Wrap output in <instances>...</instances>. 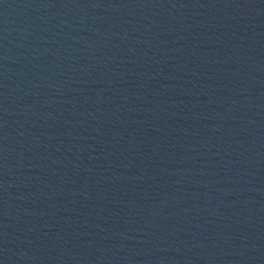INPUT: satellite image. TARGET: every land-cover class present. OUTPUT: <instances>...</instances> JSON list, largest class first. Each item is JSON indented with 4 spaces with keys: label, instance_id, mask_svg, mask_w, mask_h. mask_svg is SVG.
<instances>
[{
    "label": "water",
    "instance_id": "water-1",
    "mask_svg": "<svg viewBox=\"0 0 264 264\" xmlns=\"http://www.w3.org/2000/svg\"><path fill=\"white\" fill-rule=\"evenodd\" d=\"M0 264H264V0H0Z\"/></svg>",
    "mask_w": 264,
    "mask_h": 264
}]
</instances>
